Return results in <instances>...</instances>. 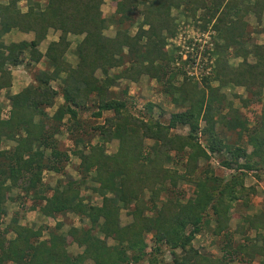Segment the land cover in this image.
Masks as SVG:
<instances>
[{
	"label": "trees",
	"instance_id": "trees-1",
	"mask_svg": "<svg viewBox=\"0 0 264 264\" xmlns=\"http://www.w3.org/2000/svg\"><path fill=\"white\" fill-rule=\"evenodd\" d=\"M18 1H0V91L5 90L9 102L7 111L0 104V264H137L146 256L148 264H231L236 259L237 264H247L256 255H263L264 246L253 242L232 247L233 233L228 229L231 208L240 199L248 204L254 192V187L244 185L246 172L240 169H264V110L257 123L248 127V121L237 115L219 90L228 84L244 86L249 97L242 99L243 104L249 99L260 101L264 43L253 42L247 47L245 35L247 16L261 21L264 0H114L109 17L101 10L105 0H28L25 11ZM174 9L179 15L192 17L201 10L203 21L214 19L212 28L223 42L215 51L226 58L240 57L238 65L233 69L220 57L214 73L201 84L188 77L184 69L188 60L181 61V55L173 57L165 49L166 39L176 33L175 17L171 16ZM136 13L141 20L131 33L128 26L135 23ZM110 25L115 27L113 36L104 33ZM11 29L32 32L34 38L6 45L1 37ZM50 29L59 35L41 52L38 47ZM71 34L83 35L73 50L75 64L66 59ZM249 56L254 61H249ZM42 60L47 67L37 71L21 90L9 93L11 68ZM178 61L181 63L176 65ZM143 76L154 79L172 103L187 107L170 113L167 123L163 121L166 124L160 118H143L150 116L151 102L146 103L144 113L136 115L130 110L133 103L127 89L118 95L112 88L121 79L137 82ZM55 80H60L59 88L51 85ZM213 80L219 85L213 86ZM58 95L63 101L49 115L46 110L55 105ZM226 105L229 109L224 113ZM88 110L96 117L110 112L93 129L104 143L118 140V150L108 154L97 143L74 149L73 154L80 159V179L68 177L51 187L43 181V172L63 173L69 159L55 135L64 118L73 121L78 130V114ZM201 117L205 120L201 133L209 152L226 150L232 161L240 157L246 160L227 177L209 166H198L200 159L208 158L198 142ZM217 125L235 131L238 141L246 136L251 151L227 142ZM176 126L188 127L187 134L173 133ZM145 139L152 143L145 146ZM5 142L13 143L2 147ZM180 155H185L184 159ZM174 160H184L183 170L170 167ZM221 163L231 166L228 160ZM88 179L98 183L92 188L101 198L100 205L84 202L80 196L79 188ZM183 181L193 186L192 195L185 201L178 197L161 199L164 191ZM15 188H19L17 199L24 209L48 218L73 213L86 219L88 225H70L59 233V222L57 229L31 227L20 223L17 213L4 222L6 202L13 199L10 193ZM121 207L131 217L123 225ZM236 215L253 229L264 227L261 215ZM211 221L212 235L225 239L220 256L201 252L193 243ZM238 230L244 232V225ZM43 232L48 236L43 237ZM148 234L153 248L147 252ZM108 237L114 240L112 245L107 243ZM245 240L249 241L247 237ZM72 244L82 250L69 251ZM160 246L170 250L171 262L163 260Z\"/></svg>",
	"mask_w": 264,
	"mask_h": 264
},
{
	"label": "rangeland",
	"instance_id": "rangeland-1",
	"mask_svg": "<svg viewBox=\"0 0 264 264\" xmlns=\"http://www.w3.org/2000/svg\"><path fill=\"white\" fill-rule=\"evenodd\" d=\"M41 3H44L46 0H39ZM28 3V0H21V3H23V7L25 3ZM115 2L114 0H105L103 4L101 5L102 13L105 17H109L110 14L114 11ZM25 9V8H23ZM202 12L201 10L197 11V14L195 16H185V15H179V11L176 9L172 10L171 13L173 17H175L174 23L176 25V33L173 37H168L166 39V46L165 49L170 52H172V56L176 57L177 55H181V61L188 60V63L184 65V69L187 71L186 75L189 77L194 78L195 82L202 83V80L205 77L211 76L214 71L217 68V60H219L220 57L223 59H227L226 63L231 67L235 68L238 63L240 62V57H234L229 56L226 58V55H221L219 52L215 51L217 45L223 43L220 39L219 35L217 34L216 30L212 28L214 19L210 22L203 21L202 18ZM135 23L132 26L129 27V31L131 33H134L137 30V24L141 20V16H139L138 13L134 14ZM247 33L245 35L247 47H250L253 42H259L264 43V15L261 18V21L258 22L256 18H254L252 15L247 16ZM127 25V23H126ZM126 25H124L126 27ZM105 35L107 36H113L115 33V27L110 25L108 28L104 30ZM261 34V35H259ZM15 35V36H14ZM19 36L20 34H13L10 39H16V36ZM59 35L58 31L49 30L46 39L42 41L43 45L48 44V41H51L53 39H56ZM34 36V34H33ZM32 36V39L34 38ZM56 37V38H54ZM83 35H69V40L71 41V45L69 50L66 53V59L70 61L72 64H75L76 62V56L73 53V50L76 47V44ZM219 37V38H218ZM196 40L194 42V40ZM8 40V39H7ZM192 42L194 44L192 45ZM39 48V47H38ZM230 50V49H229ZM183 54V57H182ZM221 55V56H220ZM187 56V57H186ZM186 58V59H185ZM249 61H254V58L249 56ZM181 62H177L176 65H179ZM47 66L43 64L36 65V63L29 64L26 66L23 64V67H13V72L11 73L12 76V82L14 81V90L19 91L26 85L32 82L33 76L37 71L43 70ZM27 68V69H26ZM11 70V71H12ZM113 69L111 70V72ZM98 75V72H97ZM181 78V77H180ZM181 81L179 79L178 83ZM213 86H218L219 83L216 80H213L212 82ZM51 85L59 88L61 85L60 80L51 81ZM127 89L128 95L131 97V102L133 103L132 108L130 109L132 112H134L136 115H141L139 111L144 113L146 103L151 102L154 104L153 109L151 111L150 116H143L144 119L149 120L151 119H162V123L166 124L167 120L170 116V113L178 110H184L187 106L182 105H175L170 101L167 95L163 94L160 90V86L154 79H150L147 76L141 77V79L137 82L129 81L126 79H121V81L118 83L117 86H114L112 88L115 93L118 95L121 93L123 89ZM219 92L224 93L226 96V99L228 102L232 103L233 108L236 109L237 115L241 119L247 120L248 127H253L260 118V115L262 111L264 110V89L261 94V98L259 102H253L252 99H249L247 101V104L242 103V99H246L249 97V93L245 90L244 86L236 85V84H228L226 86H221ZM129 97V101H130ZM63 98L61 95H58L55 100V105L51 108H48L46 111L49 115H51L56 108V106L60 103H62ZM0 104L2 106L3 111H7L9 108V102L6 98L5 92H0ZM229 107L228 105L225 106L223 112L225 113L228 111ZM160 111L163 112V115L161 116ZM91 111H82L78 114V119L80 120L81 126L76 130L75 125L72 122L67 121V118L63 119V123L60 126V132L56 133L55 137L57 138L59 147L61 149H64L67 151L69 155V159L67 163L65 164L63 173H56V172H50V171H44L43 172V181L48 184L51 187H54L55 185H59V181H63L68 179V177L72 178L73 180L80 179V174L78 172V165L80 162V159L73 154L74 149L85 147L88 145V143L91 145L93 144H100L103 146L104 150L108 154H114L118 150V140L112 139L109 142H102V140L99 138V135L97 134V131L94 130V126L100 123H103V118L105 115H109L110 112H106L103 114L102 117H96L93 116ZM165 121V122H163ZM71 123V124H70ZM199 130H198V142L200 143V146H202L204 149H206L208 158L200 159L198 166L200 169H203V167L209 166L211 169H214V171L218 175H222L223 177H227L231 175V173L235 172L237 169V166L242 165L245 163V158L240 157L237 159V162L232 161V157L230 154L224 150L221 152H214L211 153L207 149V146L205 145V139L203 134L201 133V128L205 126V120L201 117L198 121ZM216 129L220 136H223L225 140L229 143H235L239 144L240 146L244 147L249 153L251 151V146L247 144L246 142V136L236 140L237 135L235 131H228L224 130V128L221 125H217ZM173 133L177 134H187L188 127H181L176 126L173 128ZM79 137V138H78ZM238 141V142H237ZM237 142V143H236ZM10 143L13 142H5L3 143L2 147H9L11 146ZM152 143L151 139H145V146H148ZM88 148H86V151H88ZM85 149V148H84ZM181 159H184L185 155H180ZM183 156V157H182ZM228 160L230 161V167L224 166L221 161L222 160ZM183 162L184 160H179L178 162L174 160V163L170 166L172 168H176L178 170H183ZM231 169V170H229ZM245 171L246 174L244 176V184L249 187H254V190H256L257 186L258 189L262 190L261 187L264 186V169L259 170L257 172L250 171V170H244L240 169V171ZM98 183L93 182L91 179L86 180L83 185L80 186V196H83L84 202H91L93 204L100 205L101 204V198L98 196V194L93 192V188L97 186ZM19 188H15L12 190V193L10 195L14 199H8L6 202V215L4 218V222H9L12 216H15L17 213V216L19 218L20 223L27 224L29 226H51L54 229H57V223H61V227L57 229V232L62 233L63 231H66L68 227L76 226L80 227L81 225H88V222L86 219H81L77 215L73 213H67L66 215H58L55 218H48L44 217L42 214L35 210H30L27 207L26 209L23 208L21 205V201L17 199V195ZM193 192V186L192 184H189L188 182H179L177 187L174 189H169L168 191H164V194H162V200L169 198L174 199L175 197H178L180 201H185L187 197L191 196ZM148 195V194H146ZM109 196V195H108ZM240 206V205H239ZM241 207V206H240ZM237 208L235 212H240L244 215L245 209L244 208ZM23 208V210H22ZM239 213V214H240ZM131 220L130 215L128 214V211L125 207H121L120 209V222L121 224H126ZM5 223V224H6ZM240 220L238 221V215L232 216L231 222L229 223V229L232 234V243L231 246L234 247L240 243H245L246 234L245 232H241L238 230ZM212 224V225H211ZM214 226V223L211 221L209 227H203L200 234L195 236L194 240V246L198 248L201 252L208 253L211 255L219 256V253H216V249L220 248V245H224L223 242H221L220 236H214L211 233V227ZM263 235H264V227H260ZM245 231V230H244ZM8 234L12 235V232H9ZM10 235V236H11ZM254 235V232L251 234ZM48 235L46 232H43V237H47ZM211 236H214V240L211 241ZM250 236V233H249ZM250 236V237H252ZM103 237V236H102ZM245 238V239H244ZM108 244H113L114 240L112 237L106 238ZM146 243H147V252L151 251V248H153V243L151 241V235L148 234L146 236ZM208 241V242H207ZM160 249L162 251L161 257H163V260L165 262H171L172 256L170 253V250L166 246H160ZM68 250L71 252H80L82 248L78 247L76 244H72L68 247ZM161 253V252H160ZM238 256V255H237ZM148 256L144 257L143 259L139 260L137 264H148L147 261ZM236 261H233L231 264H236ZM88 264H91V262H87ZM251 262H247V264H250ZM126 264H134L132 262H127ZM136 264V263H135Z\"/></svg>",
	"mask_w": 264,
	"mask_h": 264
},
{
	"label": "crops",
	"instance_id": "crops-1",
	"mask_svg": "<svg viewBox=\"0 0 264 264\" xmlns=\"http://www.w3.org/2000/svg\"><path fill=\"white\" fill-rule=\"evenodd\" d=\"M1 2H5V0H0ZM23 3H21V0H19L18 1V6H19V8L22 10V11H25L26 9H27V2L24 4V7H23V5H22ZM23 8H25V9H23ZM264 15V14H263ZM17 34V33H19L20 35L18 36H16L17 38L16 39H14V37H13V39H10L11 37H12V35L13 34ZM262 34H264V33H262ZM259 35H261V34H259ZM15 36V35H14ZM32 36H33V33L32 32H21V31H19V30H17V29H11L9 32H7V33H5V34H3L2 35V37H1V40L4 42V44H9L10 42H20V41H22V40H26V41H30V40H32ZM34 37V36H33ZM54 38H56V37H54ZM8 39V40H7ZM57 39V38H56ZM53 40H55V39H53ZM50 41H48V43H49ZM48 45V44H47ZM46 45H43V43L41 42L40 43V45H39V50L41 51V52H44L45 51V49H46ZM43 64V65H45L46 66V63H45V61L44 60H42V61H40V62H37L36 63V65H39V64ZM25 64V63H24ZM31 64H33V62H31ZM16 67H23V64L22 65H18V66H16ZM13 68V67H12ZM12 68H11V70H12ZM27 69V68H26ZM41 70H43V68L41 69ZM13 72V70L11 71V73ZM13 84H14V81L12 82V84H11V86H10V92L9 93H16V92H18V91H15L13 88H14V86H13ZM0 92H5V90H1ZM229 170H231V169H229ZM222 176V175H221ZM245 180V179H244ZM245 185V184H244ZM246 186V185H245ZM247 187V186H246ZM249 187H252V186H249ZM248 187V188H249ZM262 188V190H260V189H258V186H257V188H256V190H254V192H252V194H250V196H249V200H248V204H244L243 203V201L240 199V200H238V202L237 203H235V206L233 207V208H231V210H230V215H231V218H230V221H229V223L231 222V219H232V216H234V215H236V214H238V213H240V212H235V210L237 209V208H239L240 206V208H244L245 209V212H244V215H250V216H253V215H261L262 216V218L264 219V186L263 187H261ZM240 205V206H239ZM240 215H243V214H241L240 213ZM240 220V223H239V225H244V232L245 233H247L246 234V237L249 239V241H246L245 243H251V242H253V243H255L256 245H259V246H264V239H263V233H262V231L260 230L261 228H258V229H253V228H251L250 226H249V224H248V222H243V220L240 218V217H238V221ZM211 223V222H210ZM214 223V222H213ZM212 225V224H211ZM252 232H254V235L252 236L251 234H252ZM249 233H250V236H252V237H250L249 236ZM200 234V233H199ZM259 234H262V236H259ZM198 235V234H197ZM259 236V237H258ZM221 237V236H220ZM223 238V237H222ZM222 238H220V240H221V242H225V239H222ZM245 239V238H244ZM210 240L211 241H213L214 240V236H211V238H210ZM208 242V241H207ZM216 253H219L220 255H222L223 253H224V251H221L219 248H217L216 249V251H215ZM219 255V256H220ZM249 262H251L250 264H264V254L263 255H256L255 256V258L253 259V260H251V261H249ZM237 264V263H236Z\"/></svg>",
	"mask_w": 264,
	"mask_h": 264
},
{
	"label": "built area",
	"instance_id": "built-area-1",
	"mask_svg": "<svg viewBox=\"0 0 264 264\" xmlns=\"http://www.w3.org/2000/svg\"><path fill=\"white\" fill-rule=\"evenodd\" d=\"M194 40V39H193ZM196 40H194V42H195ZM194 42H192V45L194 44ZM182 57H183V54H182ZM187 57V56H186ZM186 59V58H185ZM177 64V63H176Z\"/></svg>",
	"mask_w": 264,
	"mask_h": 264
}]
</instances>
